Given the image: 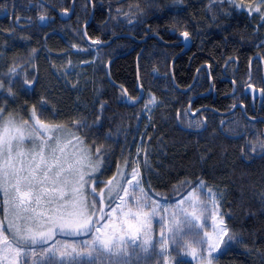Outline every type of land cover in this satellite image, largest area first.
<instances>
[{
	"label": "trees",
	"instance_id": "obj_1",
	"mask_svg": "<svg viewBox=\"0 0 264 264\" xmlns=\"http://www.w3.org/2000/svg\"><path fill=\"white\" fill-rule=\"evenodd\" d=\"M108 3L110 27L103 30L100 26L99 34L94 29L89 30L90 37L85 38V41H106L115 33L137 35L150 29L168 33L173 30L175 34L188 32L195 38L199 50L179 56L173 68L174 80L179 89H187L191 85L199 64L207 65L210 70L217 64L219 70L226 62L234 63L236 60L237 73L245 75L251 57L257 49L264 47V25H261L259 17L238 10L226 0H110ZM30 16L34 17L33 14ZM76 26L73 29H68L69 26L58 29L64 38L69 36L76 42H71L68 47H64L56 38L44 41L42 37L39 44L32 39L29 61L24 66L29 65L32 75L29 72L26 74L27 78H31L29 84L33 88L24 100L18 101L23 102V111L26 113L27 108L35 107L36 97L42 96L39 93L42 91L40 83L45 81L40 76L48 75L51 68L59 65V59L62 63L71 61L76 65L92 60V63L79 70L82 79L76 86H80V89L64 93L61 87L50 86V92L46 93L50 107L45 111L46 116H50L53 121L50 124H62L76 130L92 152H95L97 144L108 142V171L110 173L113 169L114 174L118 166L123 168L125 158L132 159L136 151L134 137L142 135L141 153L138 155L139 171L148 193L165 202L171 200L174 193L178 196L199 181L217 189L222 194L221 209L228 236L235 235L236 239L224 243L216 264H264V155L249 157L246 138L227 139L214 126L200 133L182 129L176 111L180 101H170L157 92L155 94L159 96L160 103L151 112L149 122L140 125L139 130L143 133L137 131L139 108L124 104L120 91L106 80V63L112 57V49L100 48L95 57L91 45L80 40V28ZM69 48L77 49V53L72 54ZM22 49L23 46L0 44V76L5 77L3 74L11 66L14 68L8 78L13 73H19L23 66L19 59ZM48 52L53 55L49 56ZM44 53L47 54L46 59L42 58ZM158 54L163 57L158 60L159 67L169 73L173 54L169 55L161 49ZM39 56L41 58L36 67L34 61ZM133 65V59L126 57L116 60L109 68V75L114 82L120 84L127 93L134 87ZM204 71L201 73L204 74ZM211 77L213 79V75ZM204 80L207 84V77ZM217 82L219 111L226 112L234 101L227 97L232 91L231 86ZM238 82L241 84L242 79L239 78ZM167 88L173 91L170 82L162 87V91L165 93ZM14 91H17L16 86ZM174 92V95L182 97L183 92ZM191 108L193 110L196 107ZM20 110L15 102L14 111ZM232 117L235 118L234 115ZM239 118L246 123L240 115ZM73 121H83L84 126L76 129ZM237 126L238 123L235 127L228 125L225 129L239 133L244 126L243 123ZM114 129L119 132H112ZM122 133L123 139L120 138Z\"/></svg>",
	"mask_w": 264,
	"mask_h": 264
},
{
	"label": "snow or ice",
	"instance_id": "obj_2",
	"mask_svg": "<svg viewBox=\"0 0 264 264\" xmlns=\"http://www.w3.org/2000/svg\"><path fill=\"white\" fill-rule=\"evenodd\" d=\"M228 2L241 10L246 8L242 2L239 5L235 0ZM247 11L249 15H257L264 25V0H255V7L248 6ZM182 35L185 40L189 38L188 32ZM3 87L0 82V89ZM9 95H12L10 88ZM148 103L155 104L156 98L150 97ZM73 125L76 129L84 126L83 121H73ZM26 141L30 145L27 148ZM259 147L264 150V141ZM104 152L100 145L93 153L72 128L44 122L35 107L29 119L17 125L12 114L6 117L5 108L0 106V264H129L126 259L129 255L147 253L150 248L156 253L155 244L149 240L137 244L135 237L117 238L114 226L110 235H98L109 227L107 221L112 213H117L122 232L146 234L159 207L141 186L138 169L124 171L132 163L126 158L123 168L118 166L110 180L98 181L95 173L100 170ZM101 183L105 184L106 194L103 189L97 191ZM205 187L203 181L196 186L200 192ZM105 195L109 201L107 212L99 207ZM206 195L213 208L218 209L216 194L208 189ZM117 199L130 205L127 211L116 203ZM184 203L181 199L175 206L169 239L176 248L185 249L183 254L191 256L197 264H213L221 254V244L230 243L236 236H228L221 215L222 235L219 240L214 239L215 226H211L214 229L211 233L204 229L210 227V217L215 222L218 213H213L207 204L199 206V214L189 213L181 207ZM224 236H228V242ZM186 237L189 242H185ZM164 239L162 234L156 242L161 245L156 253L161 260L167 252Z\"/></svg>",
	"mask_w": 264,
	"mask_h": 264
},
{
	"label": "flooded vegetation",
	"instance_id": "obj_3",
	"mask_svg": "<svg viewBox=\"0 0 264 264\" xmlns=\"http://www.w3.org/2000/svg\"><path fill=\"white\" fill-rule=\"evenodd\" d=\"M109 1L110 0H0V38L2 37V40L0 39V44H5L10 47L23 46L21 52L22 56H20L19 59L24 65V63H28L29 61V48L32 39L38 41L39 44L42 37L44 41H46L47 38L51 39V41L56 38L59 42H62L64 47L70 46L69 44L71 42L76 43L69 36L64 38L58 31L60 27L66 28L69 26L68 29H73L77 25L76 28H80L82 35L80 40L87 43L89 40L85 41L84 39L90 37L88 35L89 30L94 29L96 34H99L101 33L99 31L100 26L103 27V30L110 27L108 26ZM54 4H57V6ZM60 12H71V16L67 20H61L58 17V13ZM30 14H33L34 17L32 18ZM40 16H44L46 21L44 20L40 23ZM73 21H75V23H73ZM121 35H127L129 37L115 38L109 44L105 46L101 45L109 42L113 37ZM181 35V33L175 34L173 30H170L168 33L166 31L159 32L158 30L155 31L150 29L149 32L146 31V33H139L137 35L131 33H115L106 41L92 40L88 43L91 45V50L95 51V57L98 56L100 48L112 49V57L109 58L106 66L112 58L125 53L128 54L118 59L126 57L133 59L135 82L133 90L128 93L130 97L136 98L139 95V86V88L143 89L144 96L145 94H150L156 98V101H158L157 105L160 103V99L155 92L159 93V95H164V97L170 101H180L179 105L177 104L176 106V111L178 112L177 120L182 129L188 130L191 133H200L214 126L224 137L228 135L236 136L235 139L246 138L248 140L247 151L249 157H260L264 155V150H261L259 147L260 142L264 141V47L257 49L255 55L251 57L249 69L245 75L237 73L238 65L236 60H234V63L226 62L219 70H217V64H215L211 70L207 65L201 66V64H199L194 73V77L197 73V81L193 89L186 93H182L181 90H185V88H177L173 74L175 62L179 59L177 55L185 50V46L179 45L182 40ZM184 42L188 45V48L183 54H188L195 49L199 50L195 38H193L192 35L189 34L187 40L184 38ZM158 44H161L160 47H158ZM161 46L168 49H162ZM159 49L164 50L165 53L169 55L173 54L170 59L169 73H165L158 65V60L163 58L158 54ZM69 50L72 54L77 53V49L74 50L73 48H69ZM48 53L49 56L53 55L52 52ZM46 55L47 54L44 53L42 58L46 59ZM40 58L39 56L37 60L35 59L34 61L36 67L39 65L38 62ZM87 63H92V60ZM58 64H62V60L59 59L57 61V65ZM26 66L28 69L29 65ZM202 70H205L204 74L201 73ZM218 73L222 75L219 76ZM211 75H213V79ZM105 76L107 82L111 85L108 81L106 70ZM204 77H207V84ZM208 77H210V81ZM217 78L218 80H216ZM239 78L242 79L241 84L238 82ZM110 79L114 82L111 76ZM227 79L232 80L236 85L235 95L231 97L227 96L234 100L228 111L235 105H241L244 114L241 109L238 108L229 116L223 117L220 115L225 112L219 111L220 106L217 100L216 83H218L217 81L220 83H228L231 86V90H233L232 84L228 82ZM162 81L164 82L161 84ZM169 82L173 91L167 88L164 93L162 87ZM114 83L117 84L116 82ZM249 85H252V87L259 89L263 93V100L261 102H259V97H253L250 93L245 92V88L249 87ZM111 86L115 87L113 85ZM119 91L122 93L121 90ZM174 91L182 93V97L174 95ZM192 106L196 108L192 110ZM238 114L246 123L240 120ZM233 115L235 118L232 117ZM136 120L138 121L137 128L139 129L142 118L138 116ZM192 122L194 123L192 124ZM197 122H199L198 127L196 126ZM237 123L238 126L240 123H243L244 128L241 132L231 133L225 129L228 125L235 127ZM190 124L192 126H189ZM133 141H136V137H134ZM253 147H255V150H253Z\"/></svg>",
	"mask_w": 264,
	"mask_h": 264
},
{
	"label": "rangeland",
	"instance_id": "obj_4",
	"mask_svg": "<svg viewBox=\"0 0 264 264\" xmlns=\"http://www.w3.org/2000/svg\"><path fill=\"white\" fill-rule=\"evenodd\" d=\"M223 1L224 0H222V2ZM226 1H228V0H226ZM235 2L237 5H239L242 2L246 6L245 11H247L248 6L255 7V0H235ZM236 8L238 10H241L238 7H236ZM0 58H1V56H0ZM1 60H2V58H1ZM1 60H0V63H1ZM85 65H88V63H84V66ZM26 67L27 66L23 65L22 69L19 70L18 74L13 73V76L11 78H8L7 76L10 73L8 71L10 69L14 68L13 66H11V67L7 68L8 71L6 70L7 72H5L3 74L5 77L0 76V82H2L4 85V87L2 89H0V106H3L5 108V116L6 117L8 116L9 113L12 114V116L15 118V120L17 122V125H19L23 121H27L29 119L30 112H31L32 108L34 107L33 106L31 109L25 108L26 113H27L26 114L23 111V105H22L23 102H18V101L24 100L25 99L24 97L25 96L27 97L33 88V86H31L29 84V81L31 80V78L30 77L27 78L28 69ZM80 69H81V64L76 65L74 62L72 63L71 61H67V62H64V63L54 67V68H51L50 72H48V75L44 74L45 76H42V75L40 76V79H43L45 81L43 83H40V85L42 86V87H40V89H42V91H40L39 93L42 96L36 97L35 108L37 110L38 115L40 116V118L44 122L49 123V124L51 122H53L52 119L50 118V116H46V112H45L46 109L48 107H50L48 97H46V93L50 92V89H51L50 86H59V87H61V89L64 90V93L68 92V91L74 92L76 89L77 90L80 89V86H76V84L80 83V80L82 79L81 72L79 71ZM29 74L32 75L31 71H29ZM208 78L210 81V77H208ZM16 80H17V82H16ZM25 81H27L28 83L26 84ZM58 82H59V84H58ZM38 85H39V83H38ZM14 86H16L17 91H14ZM9 88L11 89L12 95H9ZM36 89H37V87H36ZM36 89L34 92H36ZM150 97H153V96H151L150 94H145L141 103L135 106V108L136 107H137V109L139 108V114H140L139 117L142 118L141 126L144 123H148L151 112L157 106L158 101H156L155 104H149L148 103ZM15 102H17L19 107L21 108L20 111H17V112L14 111V103ZM146 104L148 105L147 107H145ZM194 122H196V121H194ZM194 122H192V124ZM87 128L90 130L89 127H87ZM87 128H85V130H88ZM73 131H76V130H73ZM138 131L142 132L141 130H138ZM112 132L118 133L119 131L114 129V130H112ZM109 134L112 135V133H109ZM95 135H97V134H95ZM107 135H108V132H107ZM120 138L123 139V133H122ZM139 138L140 137L136 138V141L134 144V148L136 150L135 154L133 155L131 160L129 159V161L132 163H131L129 168L124 169L125 172H131V170L133 168H136L139 171V160H138V155L140 152V151L138 152V149L140 147V139ZM84 145H86V144H84ZM100 145H103L105 152L102 156V163L100 166V170H99V172L95 173V176L97 177L98 181L106 182L112 178L115 170L113 171V169H112L110 173L108 171V170H110V167H109V161L106 158V153H107L108 148L110 147L109 143L105 142L104 144H97V147ZM29 146L30 145L26 141L25 147L27 148ZM69 151H71V148H69ZM93 153H95V152H93ZM122 154L124 157L125 156L124 153H122ZM92 159H93V161L96 159L94 154L92 156ZM138 179L141 180V186L145 189V193L147 194V196H149L152 201L156 202L159 205V207L157 208L155 216L152 218V220L148 226L146 234L144 232L138 234L135 231L129 232L127 230L122 232L120 230V222L117 220V213H112L111 219L109 221H107L109 227H104L102 229V233H100L98 235H105V236L110 235L113 232V226H114L117 238L123 236L126 239H131V238L135 237L137 244L141 243L143 240H149L153 244H155L156 253H158L160 251L161 245L159 243H156V242L161 239V235L163 234V236L165 238L163 247L167 249V252L165 253L162 260H161V257L159 255H157L156 253H154L152 251V249L150 248L147 253L139 252L138 255H129V257L126 258L129 260V264H189V262H190V264H197V261L195 259H193L191 256H185L183 254L185 249L176 248L171 243V241L169 239L171 233L168 231V229L172 226L171 225L172 216L177 211L175 206L178 204V202L181 199H184L185 203L181 207L186 209L189 213L195 211L197 214H199V211H200L199 206L202 204H207L208 208L213 213H218V215L216 216L215 222L213 221V219L211 217L208 219V224L210 225V227H208L204 230L211 233L214 230L213 227H211V226L214 225L215 231L217 233L214 236V239L219 240V236L222 235V233L219 232L221 215H222V219H223V225L225 226L224 216H223L222 209H221V198H222L221 192H219L217 189L209 186L205 182H204V184L206 187L203 190V192H200L196 188V186L200 182L199 181L194 186L187 188L186 191L180 193V195H178V196L174 193L173 198L171 200L164 202V201H160L158 199H155L153 196H151L148 193V191L144 187L140 171H139ZM102 184L103 183L99 184V187L97 188L98 192L101 190ZM208 189H211L212 193L216 194V204L218 205V209L213 208L212 201L207 197L206 193H207ZM121 196H123V193H121ZM127 199H128L127 197H124V201H127ZM108 203H109V201L106 199L103 209H105L107 207ZM116 203L121 204L124 211H127L128 207L130 206L127 203H124L123 201H121L119 199L116 200ZM99 207H100V205H99ZM165 208L167 209V211L163 210ZM132 210L135 211L134 208ZM104 211L107 212V211H109V209L106 208ZM202 222H203V220L200 221V223H202ZM103 223H105V222L101 221V224H103ZM80 239H90V237H81ZM223 239L226 242V236H224ZM189 241H190V238L186 237L185 242H189ZM193 247H197V250H199L198 246H196L194 244H193ZM223 249H224V243L221 244V250L223 251ZM213 264H216V260L213 261Z\"/></svg>",
	"mask_w": 264,
	"mask_h": 264
},
{
	"label": "water",
	"instance_id": "obj_5",
	"mask_svg": "<svg viewBox=\"0 0 264 264\" xmlns=\"http://www.w3.org/2000/svg\"><path fill=\"white\" fill-rule=\"evenodd\" d=\"M70 16H71V12H62V13L60 12V13H58V17H59V19H61V20H67V19H69ZM44 20L46 21V18H45ZM44 20H41V19L39 18L40 23H42ZM120 37H129V36H127V35L115 36V37H113L109 42H107V43H105V44H101V45H104V46H105V45L109 44L111 41H113L115 38H120ZM181 39H182V40L180 41L179 45H183V46H185V50H183L179 55H177V58H178L179 56H181V55L186 51V49L188 48V45H186L185 42H184V37H183V35H181ZM127 54H128V53H125V54H123V55H118V56L112 58V59L108 62L107 66H106V73H107L108 81H109L111 84H112V81L110 80V76H109V67H110V65H111L116 59H118V58H120V57H124V56H126ZM174 60H175V59H174ZM196 81H197V73H196V75H195V77H194V80L192 81L191 85H190L187 89H185V90H181V92H183V93L188 92V91L194 86V84L196 83ZM227 81L230 82V83L232 84V86H233V90H232V92L228 95V97H231V96H233V95L236 93V86H235V84L233 83L232 80L227 79ZM115 87L119 88L117 85H116ZM138 89H139V95L137 96V98L134 99V98L129 97L123 88H122V89L120 88V90L122 91V93H123V95H124V103H125V104H127V105L130 106V107H134V106H136L137 104H139V103L142 101V99H143V97H144V91H143V89L139 88V86H138ZM245 92H246V93H250L253 97H259V102H261V101L263 100V93H262L259 89H256V88H254V87H251V88L247 87V88H245ZM130 98H131V99H130ZM238 108H240L241 111H242V113L244 114L243 107H242L241 105H235V106H233V108H232L230 111L225 112V113H221L220 115L223 116V117L229 116V115H231V114H232L236 109H238ZM226 137H227V138H232V139H235V138H236V136H228V135H226Z\"/></svg>",
	"mask_w": 264,
	"mask_h": 264
},
{
	"label": "crops",
	"instance_id": "obj_6",
	"mask_svg": "<svg viewBox=\"0 0 264 264\" xmlns=\"http://www.w3.org/2000/svg\"><path fill=\"white\" fill-rule=\"evenodd\" d=\"M101 189H103V190L105 191V194H106L107 189L105 188V184H102ZM98 199H99V197H98ZM106 199H107V198H106V195H105L104 203L100 205V207H101L102 209H103V207H104V205H105V201H106ZM98 215H99V213H98Z\"/></svg>",
	"mask_w": 264,
	"mask_h": 264
},
{
	"label": "bare ground",
	"instance_id": "obj_7",
	"mask_svg": "<svg viewBox=\"0 0 264 264\" xmlns=\"http://www.w3.org/2000/svg\"><path fill=\"white\" fill-rule=\"evenodd\" d=\"M2 16V15H1ZM17 53V52H16ZM5 57V56H4ZM4 60V59H3ZM67 70V69H66ZM53 75V74H52ZM54 79V78H53ZM61 79V78H60ZM111 80V79H110ZM71 83V82H70ZM58 84H59V82H58ZM111 85H113V86H116L117 84H115L113 81H112V84ZM118 87H119V89L121 88L122 89V87L120 86V85H117ZM75 88V87H74ZM45 107V106H44ZM201 129V128H200ZM148 130V129H147ZM185 130V129H184ZM141 153V152H140Z\"/></svg>",
	"mask_w": 264,
	"mask_h": 264
}]
</instances>
